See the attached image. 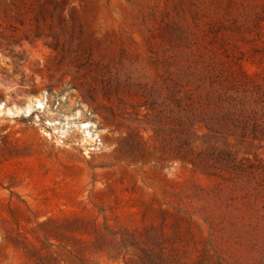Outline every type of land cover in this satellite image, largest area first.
Returning <instances> with one entry per match:
<instances>
[{
  "label": "rangeland",
  "instance_id": "rangeland-1",
  "mask_svg": "<svg viewBox=\"0 0 264 264\" xmlns=\"http://www.w3.org/2000/svg\"><path fill=\"white\" fill-rule=\"evenodd\" d=\"M0 101V264H264V0H0Z\"/></svg>",
  "mask_w": 264,
  "mask_h": 264
},
{
  "label": "built area",
  "instance_id": "built-area-1",
  "mask_svg": "<svg viewBox=\"0 0 264 264\" xmlns=\"http://www.w3.org/2000/svg\"><path fill=\"white\" fill-rule=\"evenodd\" d=\"M8 108L5 103L0 101V118L3 116H14L16 110L8 112ZM49 103L46 97L40 99L37 103H34L29 110L24 109L22 115L25 118L33 116L35 123L39 126L40 131L44 135L52 136L60 145H65L68 142L70 127L67 123L57 116H45L42 115L48 111ZM92 125L89 123H80L79 130L89 133Z\"/></svg>",
  "mask_w": 264,
  "mask_h": 264
},
{
  "label": "bare ground",
  "instance_id": "bare-ground-1",
  "mask_svg": "<svg viewBox=\"0 0 264 264\" xmlns=\"http://www.w3.org/2000/svg\"><path fill=\"white\" fill-rule=\"evenodd\" d=\"M27 110V109H26ZM8 112H10V110H8Z\"/></svg>",
  "mask_w": 264,
  "mask_h": 264
}]
</instances>
